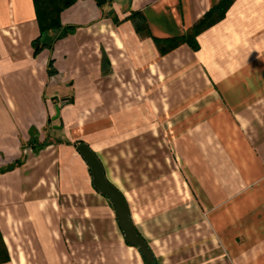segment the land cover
Here are the masks:
<instances>
[{
	"label": "crops",
	"instance_id": "0c3cea01",
	"mask_svg": "<svg viewBox=\"0 0 264 264\" xmlns=\"http://www.w3.org/2000/svg\"><path fill=\"white\" fill-rule=\"evenodd\" d=\"M65 2L0 0V264H147L76 146L103 164L194 110L174 149L206 217L152 234L106 177L158 264H264V0L202 27L220 0Z\"/></svg>",
	"mask_w": 264,
	"mask_h": 264
},
{
	"label": "rangeland",
	"instance_id": "374dc122",
	"mask_svg": "<svg viewBox=\"0 0 264 264\" xmlns=\"http://www.w3.org/2000/svg\"><path fill=\"white\" fill-rule=\"evenodd\" d=\"M257 90H264L261 81L257 82ZM211 99L204 100L207 102ZM183 114L186 116L185 112ZM197 114L198 119L205 116L204 112L194 110L187 114L191 118L185 121L180 116L181 113L177 112L176 116L168 118L167 112L159 119V131L153 135L148 130L143 135L135 134V128L128 134L126 128L123 140H127L114 144L101 153L107 176L121 187L135 221L140 228L152 234L174 230L180 225L206 217L203 207L198 204L200 194L203 193L199 182L195 179L191 181L190 175L183 173L182 159L175 156L174 149L175 139L177 141V137L183 132L184 125L188 128L193 121H197ZM207 114L212 120L215 112L208 111ZM230 134L228 132L226 135L229 137L232 135ZM203 196L205 197L204 193ZM212 257L216 256L209 255V259ZM154 264L158 262L155 260Z\"/></svg>",
	"mask_w": 264,
	"mask_h": 264
},
{
	"label": "water",
	"instance_id": "95a60500",
	"mask_svg": "<svg viewBox=\"0 0 264 264\" xmlns=\"http://www.w3.org/2000/svg\"><path fill=\"white\" fill-rule=\"evenodd\" d=\"M59 114L56 106L55 119ZM77 151L90 168L91 181L94 189L104 195L113 205L117 223L123 233L124 240L138 248L146 263L153 261L154 255L149 245L137 231L131 216L126 198L122 191L110 182L105 174L103 164L95 152L85 143L76 146Z\"/></svg>",
	"mask_w": 264,
	"mask_h": 264
},
{
	"label": "trees",
	"instance_id": "16d2710c",
	"mask_svg": "<svg viewBox=\"0 0 264 264\" xmlns=\"http://www.w3.org/2000/svg\"><path fill=\"white\" fill-rule=\"evenodd\" d=\"M73 0H66L65 3H69ZM233 0H220V2L218 4H216L215 6H213L205 15L204 17L202 18L201 21H199V27H202V25H205V24H211L213 22H215L218 18H215V17H222L223 14H224V11L225 9L231 4ZM97 2H102V0H97ZM199 31V30H198ZM174 41H177L175 43H178L179 40L176 39ZM36 48H38L36 46ZM36 50V49H35ZM66 101V100H65ZM67 102V101H66ZM34 146V145H33ZM35 147V146H34ZM0 251H2V254L4 253V247H3V243H2V240L0 238ZM3 255L0 256V260L3 259ZM149 264H154V261L150 262Z\"/></svg>",
	"mask_w": 264,
	"mask_h": 264
}]
</instances>
